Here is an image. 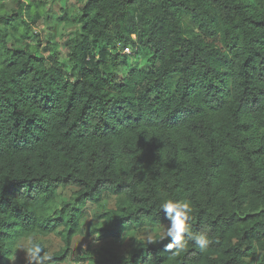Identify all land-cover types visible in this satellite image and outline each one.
Listing matches in <instances>:
<instances>
[{
  "label": "trees",
  "instance_id": "trees-1",
  "mask_svg": "<svg viewBox=\"0 0 264 264\" xmlns=\"http://www.w3.org/2000/svg\"><path fill=\"white\" fill-rule=\"evenodd\" d=\"M11 2L0 12V264L17 241L56 232L63 248L46 264L63 263L84 210L106 196L100 237L166 226L171 198L191 202L192 230L211 243L173 254L159 234L125 255L88 252V264H264V0H84L72 79L29 44L45 1ZM139 48L146 67L120 78V52Z\"/></svg>",
  "mask_w": 264,
  "mask_h": 264
},
{
  "label": "rangeland",
  "instance_id": "rangeland-1",
  "mask_svg": "<svg viewBox=\"0 0 264 264\" xmlns=\"http://www.w3.org/2000/svg\"><path fill=\"white\" fill-rule=\"evenodd\" d=\"M45 16L37 24L32 25L29 44L36 46L42 56L49 60L56 56L64 70L66 77L72 79L74 76L73 66L68 58V37L69 34L78 29V17L80 16L84 0H44ZM0 12L2 10L14 9L11 0H1ZM4 8V9H1ZM125 61H119L116 66L117 74L122 78L132 69H143L151 54L147 49L139 48L137 52L129 50L122 51ZM74 190H62L60 202L68 201ZM115 200L112 196L106 198L99 205H89L81 219V233L75 236L69 249L66 260L61 264H88L85 256L88 252L98 249H108L119 255H125L139 242L148 240L149 236H156L163 232L164 226H154L143 222L134 228L123 229L118 238H103L99 233H93L92 229L98 224L101 225L100 214L109 209H113ZM29 241L42 242L45 246L48 256L58 252L63 248V242L60 235L56 232L47 237L31 236L29 238L17 241L14 246L11 264H19L24 255V251L17 249L19 245L27 244ZM17 249V250H16Z\"/></svg>",
  "mask_w": 264,
  "mask_h": 264
},
{
  "label": "clouds",
  "instance_id": "clouds-1",
  "mask_svg": "<svg viewBox=\"0 0 264 264\" xmlns=\"http://www.w3.org/2000/svg\"><path fill=\"white\" fill-rule=\"evenodd\" d=\"M160 209L166 213L169 223L164 226L160 234V240L169 239L165 251L176 254L184 250L189 241L200 250H206L210 243V237L206 232H194L190 220L193 211L191 202L188 200H174L166 198L160 204ZM152 236L148 237V243H156ZM17 249L23 250L28 264H46L51 257L44 254L43 248L32 241L22 244ZM16 249V250H17Z\"/></svg>",
  "mask_w": 264,
  "mask_h": 264
},
{
  "label": "built area",
  "instance_id": "built-area-1",
  "mask_svg": "<svg viewBox=\"0 0 264 264\" xmlns=\"http://www.w3.org/2000/svg\"><path fill=\"white\" fill-rule=\"evenodd\" d=\"M124 51L128 52V51H129V49H125Z\"/></svg>",
  "mask_w": 264,
  "mask_h": 264
}]
</instances>
